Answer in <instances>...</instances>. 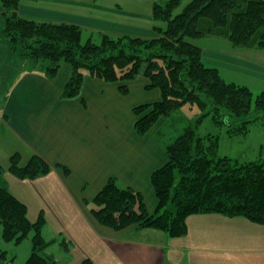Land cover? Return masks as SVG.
<instances>
[{"label":"trees","instance_id":"obj_1","mask_svg":"<svg viewBox=\"0 0 264 264\" xmlns=\"http://www.w3.org/2000/svg\"><path fill=\"white\" fill-rule=\"evenodd\" d=\"M27 1L37 0H0V43H5L13 56L45 64L47 78L55 77L61 66L67 65L70 75L63 98L77 97L85 76L120 84L142 75L145 89H157L160 98L132 110L137 116L133 128L140 137L184 105L205 110L202 116L212 113L217 125L223 124L222 116H228L232 125L226 131L230 136L247 134L258 118L264 128V93L253 99L247 87L224 81L217 68L203 62L202 50L190 41L214 36L233 46L264 50V0H191L179 12L181 0L153 2L154 36H114L101 30L94 33L99 42L92 36L83 39L85 30L79 25L22 16L18 9ZM119 91L125 94L126 86L121 85ZM217 149V135L201 136L196 126L186 127L164 146L166 162L150 175L154 212L148 211L139 192L111 177L93 200L86 202L90 214L98 224L115 231L134 226L164 232L169 238L185 236L187 219L195 215L241 217L264 225V160L239 162L218 157ZM19 158L13 154L8 167L19 179L33 180L51 171L35 154H30L24 165ZM44 224L42 213L35 222L29 221L25 204L0 184L1 237L18 245L30 236L31 252L25 264H57L46 253L54 241L44 239ZM78 264L92 262L84 259Z\"/></svg>","mask_w":264,"mask_h":264},{"label":"crops","instance_id":"obj_2","mask_svg":"<svg viewBox=\"0 0 264 264\" xmlns=\"http://www.w3.org/2000/svg\"><path fill=\"white\" fill-rule=\"evenodd\" d=\"M51 1L23 2L18 12L35 20L44 16L49 22L79 24L74 16L49 10L53 8ZM147 17L142 31L152 37V20L150 15ZM108 23L99 20L90 26L112 31L121 27ZM21 71L16 75H22L20 81L14 85L10 81L3 91L0 82V128L10 136L8 143L0 146V157L7 158L12 142L19 143L25 146L27 156H39L51 171L34 180H18L9 173L2 178L10 193L27 207L29 221L34 222L41 211L47 230L70 243L72 262L65 264H78L84 259L92 264H264V225L241 217L191 216L186 222L187 233L180 238H169L155 229L128 227L115 231L98 224L86 202L92 201L113 176L121 186L139 192L148 211L154 212L156 201L150 175L166 162L165 145L150 132L137 136L132 128L135 150L125 146L104 151L101 137L89 134L91 111L96 113L99 107L106 106L90 103V99L100 100L105 93L121 97L118 83L85 76L79 95L68 99L62 97L70 75L67 65L55 75L56 79L60 77L59 85L54 84L56 79L47 80L44 73ZM143 79L139 75L128 82L129 88L135 82L144 87ZM59 166L68 170L67 176Z\"/></svg>","mask_w":264,"mask_h":264},{"label":"rangeland","instance_id":"obj_3","mask_svg":"<svg viewBox=\"0 0 264 264\" xmlns=\"http://www.w3.org/2000/svg\"><path fill=\"white\" fill-rule=\"evenodd\" d=\"M166 1L168 0H63L64 3H62L60 0H52L51 6L53 8H49V10L76 17L79 21V24L76 25H79L86 32H83V39L92 36L95 42H99V38L97 39L94 33L102 29H98L97 26H90L91 23L99 20L107 24H109L108 22L110 24L114 22V25H121V27H118L119 30H103L111 35L150 38L148 37V32L142 31V29L147 24L145 22L146 17L149 15L151 17V5L153 2L164 4ZM189 1L191 0H181L176 11L179 12ZM146 14L148 15L146 16ZM41 18L44 21L48 19L44 16ZM55 19L52 18V20ZM109 26L111 27V25ZM151 32L154 36L155 32L152 29ZM190 41L202 50L203 62L208 67L217 68L224 81L247 87L252 92L253 99L257 95L264 93V50L233 46L227 39L214 36L190 39ZM13 55L5 43H0V82L3 85L1 91L10 84V81L13 85L17 81H20L22 75L20 77H16V75L18 72H23L21 70L28 69V71L36 75H42L44 73L43 65L45 64ZM9 57L11 58L10 63H8ZM140 76L143 78L142 75ZM55 77H46V79L52 81L56 79ZM59 82L60 77H57L54 84L59 85ZM123 84L127 88L125 94L119 91V87ZM128 85V82L116 85L121 97L109 96L105 93L100 97V100L92 98L89 101L90 103L106 105L103 108L99 107L96 113L91 111L92 118L89 119V134L94 135V137H101V147L104 151L120 150V147L124 149L125 146H127L126 148L129 151L135 150L136 144L133 142L132 126L137 116L133 114L132 110L138 105L148 104L160 98V92L159 97L156 98V89L146 90L145 86L140 87L139 82H135L131 88ZM1 100L2 97L0 96V103ZM131 106L134 107L130 109ZM204 113H206L205 110L201 112L195 105H184L171 116L159 119L149 131V135L155 136L161 144L166 145L174 141L186 127L196 126V131L201 136L206 134L218 136V157L226 156L239 162L264 160V128L261 118L256 119L249 125V132L247 134L230 136L226 131L229 128L227 126L232 125L231 119L228 116H222L219 120L223 124L217 125L213 121L212 113L209 112L207 116H202ZM253 115L255 118L259 117V114L253 113ZM9 137V134L0 128L1 147L8 143ZM11 140L13 139L11 138ZM12 146H15L16 149L13 150ZM89 149L87 148V150ZM13 154L19 155L20 165H24L29 158L25 146L12 142L11 155L6 154L7 158L0 157V184L5 186L6 184L2 178L3 174L9 173L14 176L8 170L10 157ZM61 167L59 166L58 168L63 172L64 170ZM65 175L67 176L66 173ZM14 177L18 180H23L17 176ZM113 178L115 177L113 176ZM40 213L42 212L40 211ZM43 218L45 222L43 227L44 239L46 241H54L47 247L46 253L52 255L57 264H65L68 261L71 263L70 243H67L60 236L55 237L53 230H47L45 217L43 216ZM62 239L65 244L61 242ZM0 251L4 252L3 255L0 252V264H25L31 252L30 236L28 239L16 245L12 242H5L2 239L0 228Z\"/></svg>","mask_w":264,"mask_h":264}]
</instances>
